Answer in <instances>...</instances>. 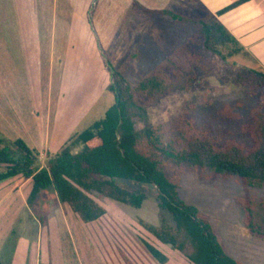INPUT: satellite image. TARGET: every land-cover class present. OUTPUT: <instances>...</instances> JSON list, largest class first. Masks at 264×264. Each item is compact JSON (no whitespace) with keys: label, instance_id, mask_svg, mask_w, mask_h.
I'll return each mask as SVG.
<instances>
[{"label":"rangeland","instance_id":"obj_1","mask_svg":"<svg viewBox=\"0 0 264 264\" xmlns=\"http://www.w3.org/2000/svg\"><path fill=\"white\" fill-rule=\"evenodd\" d=\"M89 1L84 0L82 14L67 0H0L6 24L20 23L22 38L53 41L25 46L20 56L16 52L18 57L12 56L16 71L11 72L6 63L0 86V128L17 133L22 129L36 147H47V139H54L53 145L49 143L54 155L104 118L115 104L108 91L105 57L136 85L175 49L186 45L202 59L205 70L196 69L187 92L172 91L157 99L148 109L150 122L164 127L166 139L173 141L182 126L179 117L187 112L198 129L218 144L230 138L249 143L237 124L221 113L227 105L242 118L258 108L264 112V86L248 84L251 71L262 70L245 52L224 60L206 51L200 41L191 40L198 32L190 22L167 14L186 19L207 17L200 1L99 0L92 24ZM222 51L227 55L229 50ZM37 63L39 71L34 72ZM15 132L5 135L15 138ZM64 140L68 141L56 151ZM49 158V153L42 151L37 166L44 167ZM116 182L144 194L142 207L136 209L94 193L91 197L106 214L90 223L82 222L61 204L52 190L40 192L29 206L30 182L21 176L0 182V264H161L148 247L166 257L162 264H191L141 224L161 225L156 187L122 179ZM178 192L209 221L228 256L244 264H264V238L245 228L244 212L236 204L238 197L264 200V188L251 189L239 179L192 169L181 176ZM164 216L173 224L168 213Z\"/></svg>","mask_w":264,"mask_h":264},{"label":"trees","instance_id":"obj_2","mask_svg":"<svg viewBox=\"0 0 264 264\" xmlns=\"http://www.w3.org/2000/svg\"><path fill=\"white\" fill-rule=\"evenodd\" d=\"M98 1L91 2L90 24ZM249 1L238 0L229 8ZM167 14L174 20L190 22L198 32L191 40L200 41L206 51L221 59L244 52L237 39L209 12L198 19ZM224 48L229 50L227 55ZM105 64L110 79L108 91L115 97L105 117L73 137L58 153L49 154L44 167L37 166L39 153L24 141L0 136V182L18 176L30 182L29 206L40 192L52 190L58 201L84 223L95 222L106 214L91 197L94 193L136 209L142 207L146 196L118 185V179L154 185L161 225L152 227L141 222L154 238L178 251L191 264H244L223 251L209 221L186 204L178 190L181 176L192 169L239 179L251 189L264 188V112L258 108L242 118L227 105L221 113L237 124L249 143L230 138L220 145L201 132L187 112L179 117V136L167 140L165 128L150 122L148 109L165 94L187 92L196 69L205 70L202 59L181 45L136 85H131L106 57ZM249 79L252 87L264 86L263 71L252 70ZM75 148L80 149L74 152ZM236 204L244 212L245 228L253 236L264 238V200L238 197ZM163 213L170 215L173 224ZM148 251L159 263L166 262L159 251L151 247Z\"/></svg>","mask_w":264,"mask_h":264},{"label":"crops","instance_id":"obj_3","mask_svg":"<svg viewBox=\"0 0 264 264\" xmlns=\"http://www.w3.org/2000/svg\"><path fill=\"white\" fill-rule=\"evenodd\" d=\"M67 1L71 4L73 10L77 9V12L81 11L82 14H84V10L86 9V3L84 2V0ZM198 1L202 3L204 9L207 12L213 14L221 22V24L237 39L239 44L243 47L244 52L247 53L255 62V64L264 72V0H250L249 2L232 8L229 7L238 0ZM88 3L91 5L90 1ZM223 9H226L225 12L219 13ZM10 30H13V35L7 33V31ZM47 43H53V41H49L48 38H22L21 24L11 23V25H7L4 19V9H2L0 12V86L1 79L6 76V63L10 64L9 68L11 67L13 69L11 70V72L16 71L15 59L14 57H12L13 55L18 57L16 52L19 53L20 56V53L22 54V52L24 51V49L22 50V48H24L25 46L37 47L38 45H46ZM36 51L37 50L33 51V54H35ZM39 64L42 65L43 61L39 60ZM39 64L37 63V65L33 67L34 72L39 71ZM52 70V67H50V72H52ZM8 132L12 133L15 131L9 130L5 128V126L3 128H0V136H3L5 139H8L10 141H15L18 139L22 140L29 146V148L33 150L38 149L39 153H41L42 151H46L50 154V151L52 150L51 146H49V143L53 145L54 139H52V142H50V138L47 139V147L45 145L44 147H42V144L41 147H36L35 144H32L26 137L27 132L22 131V129L19 128L18 133L15 132V138H8L5 135ZM21 136L24 138H22ZM66 141L68 140H64L56 151L64 146ZM36 142L38 141L36 140Z\"/></svg>","mask_w":264,"mask_h":264}]
</instances>
